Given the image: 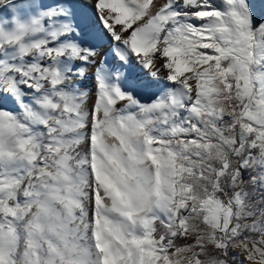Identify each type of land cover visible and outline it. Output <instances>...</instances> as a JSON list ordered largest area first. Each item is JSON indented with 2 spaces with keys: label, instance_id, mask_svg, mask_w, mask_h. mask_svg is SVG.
<instances>
[{
  "label": "snow or ice",
  "instance_id": "obj_1",
  "mask_svg": "<svg viewBox=\"0 0 264 264\" xmlns=\"http://www.w3.org/2000/svg\"><path fill=\"white\" fill-rule=\"evenodd\" d=\"M0 13V264H264V0Z\"/></svg>",
  "mask_w": 264,
  "mask_h": 264
},
{
  "label": "bare ground",
  "instance_id": "obj_2",
  "mask_svg": "<svg viewBox=\"0 0 264 264\" xmlns=\"http://www.w3.org/2000/svg\"><path fill=\"white\" fill-rule=\"evenodd\" d=\"M93 76H94V67H90L87 69L86 76L77 80V85L83 88L84 90L88 91L90 94L88 100L89 107L91 106L92 101L95 99V81L93 79Z\"/></svg>",
  "mask_w": 264,
  "mask_h": 264
},
{
  "label": "rangeland",
  "instance_id": "obj_3",
  "mask_svg": "<svg viewBox=\"0 0 264 264\" xmlns=\"http://www.w3.org/2000/svg\"><path fill=\"white\" fill-rule=\"evenodd\" d=\"M43 2L47 3V2H50V0H43ZM242 259H243L242 257H239V256L236 257V264H240Z\"/></svg>",
  "mask_w": 264,
  "mask_h": 264
}]
</instances>
